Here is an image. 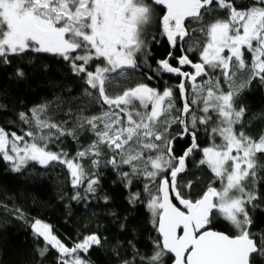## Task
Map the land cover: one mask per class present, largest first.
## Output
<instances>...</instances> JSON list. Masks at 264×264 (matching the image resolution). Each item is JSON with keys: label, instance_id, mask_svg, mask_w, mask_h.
<instances>
[{"label": "snow or ice", "instance_id": "snow-or-ice-1", "mask_svg": "<svg viewBox=\"0 0 264 264\" xmlns=\"http://www.w3.org/2000/svg\"><path fill=\"white\" fill-rule=\"evenodd\" d=\"M217 11L224 15L205 22ZM161 41L169 50L165 58L154 59L153 67L148 58ZM197 48L194 59L189 54ZM29 53L66 62L83 81L87 101L75 105V113L68 107L71 127L53 118L71 97L20 112L19 120L28 126L22 134L0 126V159L12 171L56 162L67 169L71 187L84 190L83 197L76 191L72 199H87L100 184L104 146L111 153L104 166L118 173L130 204L146 207L158 234L150 252L129 241L131 256L121 264L264 261V229H253L250 213L264 204V192L257 189L264 180L259 158L264 135L257 139L246 133V108L237 106L253 81L264 87V0H0V64L27 59ZM165 74L179 81L169 83ZM16 75L25 73L17 68ZM145 80H159L163 88ZM90 106L98 111L85 115ZM85 127L94 139L80 144L74 155L50 147L63 144L64 137L80 143L76 130ZM201 135L206 146L199 142ZM197 153L194 162L207 167L219 185L209 184L193 198L192 182L178 178L183 181ZM89 157L90 173L83 164ZM13 214L24 219L18 208ZM219 218L230 231L215 230ZM31 229L44 241L38 257L53 249L56 264H93L88 254L104 240L91 233L69 245L40 219Z\"/></svg>", "mask_w": 264, "mask_h": 264}, {"label": "trees", "instance_id": "trees-1", "mask_svg": "<svg viewBox=\"0 0 264 264\" xmlns=\"http://www.w3.org/2000/svg\"><path fill=\"white\" fill-rule=\"evenodd\" d=\"M223 15V12H214L205 17V22ZM164 49V43L161 46L153 45L148 63L155 67L154 59L165 58ZM198 51L199 48L195 49L189 54L190 57L194 58V52ZM26 56L27 59L13 57V62L9 65L0 64V126L22 134L20 130H27L28 126L19 120L20 112H28L33 106L44 102L67 100L71 97V103L57 109L53 117L57 120H67V126L71 127L74 120L66 115L68 107H72L75 113V105L87 101V97L83 96V81L58 57L34 53ZM248 58L249 54L246 53V59ZM17 68L23 69V78L16 75ZM139 79L140 75L137 74L136 80ZM165 79L172 84L178 82L174 76ZM145 82L163 88L161 82ZM177 105H180L178 96ZM240 105L246 108V133L258 139L260 135H264V87L253 81L252 86L239 96L237 106ZM95 111H98V106H90L85 115ZM76 135L79 136L80 143L64 137L63 144L50 147L54 151L63 148L69 155H74L80 144L90 143L94 139L87 127L77 128ZM199 142L206 146L207 137L201 135ZM181 143L187 144L188 141ZM110 156L108 149L102 146L101 167L98 170L99 187L95 195H88L87 199L80 200H73L72 196L79 191L83 197L84 190L71 187L68 171L63 165L53 162L44 168L30 163L21 172H14L7 162L0 159V264H56L57 253L53 249L42 259L37 255V249L44 246V241L37 238L31 229V223L35 219L51 224L54 233L69 245L71 240L91 233L103 237L102 246H94L88 254L93 264H121L123 259L131 256L129 241L141 251L150 252L152 238L158 237L152 227L151 216L143 204L137 203L133 206L128 202V190L118 173L110 166H104V161ZM199 157L200 153H197L195 158H190L188 173L183 174V181L178 179V182L183 184L192 182L193 198L200 196L214 180L207 167L197 166L194 162ZM259 158L261 163H264V154ZM91 159L92 157H89L83 161L89 173L94 171ZM261 175L264 176V170ZM218 185V181L213 184ZM139 187L134 179L133 190ZM257 189L264 192V180L260 181ZM141 193L143 198L142 189ZM105 196L108 197L107 202L104 200ZM16 208L24 213V219H17L13 214ZM250 213L254 219L253 229H264V204L254 210L250 209ZM215 230L230 231L231 227L219 218ZM165 259L167 260V257ZM259 264H264V261Z\"/></svg>", "mask_w": 264, "mask_h": 264}, {"label": "flooded vegetation", "instance_id": "flooded-vegetation-1", "mask_svg": "<svg viewBox=\"0 0 264 264\" xmlns=\"http://www.w3.org/2000/svg\"><path fill=\"white\" fill-rule=\"evenodd\" d=\"M161 45H163V41H161V43H160L158 46H161ZM165 49H166V50H165ZM165 49H164V50H165V55H166L167 51L169 50L166 44H165ZM195 58H197V53L194 52V59H195ZM130 71H131V70H130ZM150 75H151V74H150ZM169 76H170L169 74H165V78H166V77H169ZM176 78H177V81H179V78H178V77H176ZM153 82H160V81H159V80H153Z\"/></svg>", "mask_w": 264, "mask_h": 264}, {"label": "rangeland", "instance_id": "rangeland-1", "mask_svg": "<svg viewBox=\"0 0 264 264\" xmlns=\"http://www.w3.org/2000/svg\"><path fill=\"white\" fill-rule=\"evenodd\" d=\"M238 78H239V77H237V83H239V82H240V81H238Z\"/></svg>", "mask_w": 264, "mask_h": 264}, {"label": "water", "instance_id": "water-1", "mask_svg": "<svg viewBox=\"0 0 264 264\" xmlns=\"http://www.w3.org/2000/svg\"><path fill=\"white\" fill-rule=\"evenodd\" d=\"M183 175V174H182ZM179 179V178H178Z\"/></svg>", "mask_w": 264, "mask_h": 264}]
</instances>
